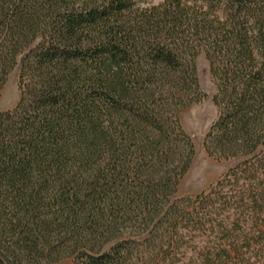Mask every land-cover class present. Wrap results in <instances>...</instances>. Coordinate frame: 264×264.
I'll list each match as a JSON object with an SVG mask.
<instances>
[{
  "label": "trees",
  "instance_id": "trees-1",
  "mask_svg": "<svg viewBox=\"0 0 264 264\" xmlns=\"http://www.w3.org/2000/svg\"><path fill=\"white\" fill-rule=\"evenodd\" d=\"M184 194L182 115L207 98ZM0 264H264V0H0Z\"/></svg>",
  "mask_w": 264,
  "mask_h": 264
},
{
  "label": "rangeland",
  "instance_id": "rangeland-1",
  "mask_svg": "<svg viewBox=\"0 0 264 264\" xmlns=\"http://www.w3.org/2000/svg\"><path fill=\"white\" fill-rule=\"evenodd\" d=\"M162 0H154L159 3ZM198 76L201 87L206 92L207 98L201 103L195 104L182 115V122L186 130L191 134L196 147V155L192 168L184 180V194H196L207 189L211 184L221 179L231 162H219L210 157L203 146L204 137L212 121L216 110L211 96L215 90L209 63L204 53L197 58ZM18 73L15 71L0 96V108H12L20 95L18 87Z\"/></svg>",
  "mask_w": 264,
  "mask_h": 264
}]
</instances>
